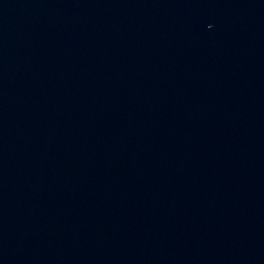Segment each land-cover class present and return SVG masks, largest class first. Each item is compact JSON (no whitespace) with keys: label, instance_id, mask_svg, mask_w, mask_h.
Segmentation results:
<instances>
[{"label":"water","instance_id":"water-1","mask_svg":"<svg viewBox=\"0 0 264 264\" xmlns=\"http://www.w3.org/2000/svg\"><path fill=\"white\" fill-rule=\"evenodd\" d=\"M0 264H264V0H0Z\"/></svg>","mask_w":264,"mask_h":264}]
</instances>
